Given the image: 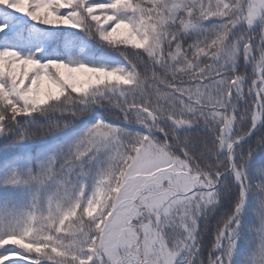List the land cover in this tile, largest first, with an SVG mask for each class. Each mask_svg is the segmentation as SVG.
I'll use <instances>...</instances> for the list:
<instances>
[{"label": "snow or ice", "instance_id": "6c2138e0", "mask_svg": "<svg viewBox=\"0 0 264 264\" xmlns=\"http://www.w3.org/2000/svg\"><path fill=\"white\" fill-rule=\"evenodd\" d=\"M0 264H264V0H0Z\"/></svg>", "mask_w": 264, "mask_h": 264}, {"label": "trees", "instance_id": "16d2710c", "mask_svg": "<svg viewBox=\"0 0 264 264\" xmlns=\"http://www.w3.org/2000/svg\"><path fill=\"white\" fill-rule=\"evenodd\" d=\"M83 127L84 125L81 124L76 130L79 131ZM71 134V130H69V132H66L61 135L65 138H69ZM57 142H59L58 137H45L43 139L33 142L31 146L32 155L37 158H43V156L49 155L51 153L52 146L55 145Z\"/></svg>", "mask_w": 264, "mask_h": 264}]
</instances>
